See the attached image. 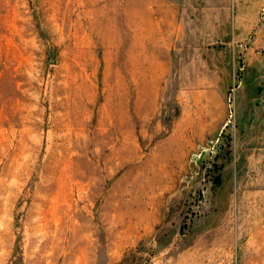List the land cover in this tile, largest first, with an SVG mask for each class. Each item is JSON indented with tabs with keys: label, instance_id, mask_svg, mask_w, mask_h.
Masks as SVG:
<instances>
[{
	"label": "rangeland",
	"instance_id": "rangeland-1",
	"mask_svg": "<svg viewBox=\"0 0 264 264\" xmlns=\"http://www.w3.org/2000/svg\"><path fill=\"white\" fill-rule=\"evenodd\" d=\"M155 1L0 0V264H264V13Z\"/></svg>",
	"mask_w": 264,
	"mask_h": 264
},
{
	"label": "crops",
	"instance_id": "crops-1",
	"mask_svg": "<svg viewBox=\"0 0 264 264\" xmlns=\"http://www.w3.org/2000/svg\"><path fill=\"white\" fill-rule=\"evenodd\" d=\"M159 4L161 14H169L178 20L179 14H189L190 20H196L193 15H209L196 17L198 20H210L225 23L228 29L251 31L257 25V15L264 13V0H160L153 2ZM156 6V7H157ZM163 8V9H162ZM215 15V16H214ZM171 33V32H170ZM168 36H176L171 33Z\"/></svg>",
	"mask_w": 264,
	"mask_h": 264
}]
</instances>
